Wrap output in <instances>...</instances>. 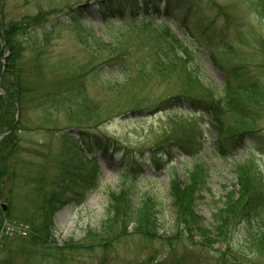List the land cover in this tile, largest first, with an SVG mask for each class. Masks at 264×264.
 I'll return each instance as SVG.
<instances>
[{
  "label": "rangeland",
  "instance_id": "obj_1",
  "mask_svg": "<svg viewBox=\"0 0 264 264\" xmlns=\"http://www.w3.org/2000/svg\"><path fill=\"white\" fill-rule=\"evenodd\" d=\"M86 1L0 0V24H12L15 30L11 34L21 43L20 59L16 61L23 70L21 82L28 91L22 93L23 126L16 152L8 159L0 158V165L8 170L0 186V264H235L228 257L242 254L248 259L241 264H264V257L254 255L238 234L239 223L248 219L240 221L237 211L248 193L241 188L236 172V167H250L252 185L264 188V101L260 104L241 94L247 108L241 111H247L246 118L251 123L245 122L241 112L225 118L224 134L245 128L257 131L258 135L247 136L245 144L253 160L238 151L224 157L216 155L211 145L216 136L206 129L200 113L192 112L180 102L171 106L160 103L183 87H189V82L181 84L176 79L162 80L151 75L141 81L133 69L142 58L150 67L157 53L153 46L158 45V32L151 26L133 25L124 35L117 32L116 36L134 54L127 61L133 67L131 78L118 86L117 93L93 81L94 70L112 55L107 48L88 51L78 23L60 21L68 12L67 7ZM192 2L198 5L190 10H160V15L155 16L171 24L175 20L184 34L189 30L191 38L186 37L200 53L197 63L192 61V64L201 82L219 90L229 71L240 66L245 69V79L256 83L258 95L264 99V20L258 15L259 1ZM136 13L140 15L141 10L138 8ZM80 17L81 24L89 26L88 35H97L96 8L90 7L89 13ZM103 41L110 42L106 38ZM34 42L39 46L40 55L33 52ZM12 56L0 35L2 71ZM59 62H65L66 66L70 63L87 66L78 78L68 79ZM41 64L47 65L42 69ZM71 82L80 83L91 102V113H87L90 120L85 124L87 132L116 141L117 152L94 151L93 159L91 153L72 146L64 157H55L62 149L63 139L59 135L66 129L73 128L70 134L81 148L76 129L70 123L78 114L54 111L56 121L44 123L40 106L46 104L47 96L63 93L67 86H72ZM193 86L196 94L208 93L199 84L193 83ZM112 97L116 101L112 102ZM139 102L143 104L135 108ZM130 109H134L133 113ZM13 111L12 117L20 121L18 108ZM96 122L99 125H94ZM68 142L71 144V140ZM178 142L185 143L187 150L180 148ZM125 149L136 166H124ZM196 153L207 167V177L202 189L195 193L197 218L189 221L184 215L176 216L169 191L173 180L179 188L189 182L190 162ZM124 168L125 173L136 179L133 185L120 176ZM96 171L100 176L98 186L87 191L83 201L76 204V195L90 188V178ZM62 172L72 173L77 187L72 188L66 203L54 210L52 228L46 237L36 230L43 223L41 194L58 186ZM126 188L137 207L143 204L139 213L142 223L149 224L125 225L128 213L125 202L119 203V216L113 218L112 212L116 209L111 204V193L124 195ZM217 219L229 233L227 245L213 242ZM151 221H155L154 226L150 225ZM184 221L198 223L199 231L193 229L188 233L183 228ZM203 237L208 239L207 245L202 243Z\"/></svg>",
  "mask_w": 264,
  "mask_h": 264
},
{
  "label": "trees",
  "instance_id": "obj_2",
  "mask_svg": "<svg viewBox=\"0 0 264 264\" xmlns=\"http://www.w3.org/2000/svg\"><path fill=\"white\" fill-rule=\"evenodd\" d=\"M258 1V15L264 20V0ZM197 5L198 4L192 2V0H87L85 3L80 2L67 7L68 12L61 17L60 21H69L70 23L75 24L78 23V27L83 31L82 34L84 36L82 40L88 51L92 52L91 48L96 52L99 47L107 48L109 51L108 54L112 55L109 59H103V64L99 65V68L95 69L92 74L93 81L99 86L112 91L113 93H117L119 91L118 86L125 85V82L131 78L130 72L133 67V69L137 71L141 81L151 75L154 78L162 80L168 78L176 79V81L181 84L189 82V87L192 89L189 87H183L180 91L173 93L163 101H160V103L171 106L174 105V102H180L184 106H189V108L193 110L192 112L200 113L206 129L213 132L216 136V139L211 143L212 149L216 155L224 157L227 153L233 154L238 151L240 155L245 154L248 156V159L253 160L245 144L247 143V136L256 134L257 131L245 128L237 130V132L224 134V125L226 115L231 114L232 116H236L237 114H240V112L242 118L246 119L245 122H247V124L251 123L250 118H246L247 111H241L246 107L243 105V99L240 95H246L249 97L248 99L254 100L260 104L263 103L264 99L259 97V90L256 83L252 81L248 82V80H251L250 78L245 79L243 73L245 72V69L240 66L229 71L228 78L223 87L219 90L202 83L196 67L192 64V61L196 62L195 60L198 59V54L200 55V53L191 45V41L186 37L187 35L191 38V35L189 36V30H186L187 33L185 32L184 34L179 30L175 20H173V24H171V22L166 19H158L154 17L155 14H159L160 10H178L180 8L190 10ZM92 6L96 8L99 16L96 21L98 24V29L96 31L97 35H94L93 33L88 35L90 30L88 29L89 26L85 27V25L81 24L83 20L80 16L83 13H89L90 7ZM138 8L141 10L140 15L136 13ZM148 13L154 15L150 16ZM87 22L89 21L87 20ZM141 24L151 26L152 29H155L158 32V45L153 46V49H155L157 53L154 55L150 67L145 64V58L140 59L136 65L134 64L133 67H130L127 61H129L128 58L133 57L134 54L123 45L121 42L122 39L116 35L119 31L124 35L133 25L140 26ZM14 30L12 24H9L8 26L0 24V35H2L5 45L11 49L13 54L12 60H10L11 62L6 65L5 69L2 71V68H0V88L4 92L3 95L0 94V133L7 132V134L0 140V158L2 159H8L16 152L15 149L19 142V132H21L23 126V122L21 121L23 115V113H21V100L22 96L28 92L21 82L23 70L21 67H18V61H16L20 59L19 54L21 43L14 39V34H11ZM103 38L110 40V42L105 43ZM32 49L34 54L40 55L39 46L36 42L32 44ZM65 62L63 63L65 64ZM59 63L58 66H64L65 75H67L68 79H75L77 76L79 77L87 66L86 63L79 65H76V63H70L71 65L68 66L64 65L62 62ZM46 65L47 64H41L40 67L43 69ZM191 82L206 88L208 93L201 94L198 92L196 94L193 90V83ZM71 83L72 86H67L63 93H55L47 96L48 101H46V104L40 106L43 110L41 120H43L44 123L56 121L53 118L54 111L61 110L63 113L69 115L78 114L77 119L70 123H72L73 127L76 129L78 135L76 138L80 143L81 148L78 147L76 139L72 137L70 132L61 131L59 137L63 139L62 149L60 150V153L55 155V157H64L65 153H68V150L71 149L72 146L78 150L82 149L91 153L93 159H95L94 151L109 153L117 152L119 146L116 141L97 133L89 134L87 132L88 127L85 124L90 120V118L87 117V113H91V102L88 99L89 97L85 88H83L80 83ZM116 99L117 98L112 97V102L114 100L116 101ZM141 104L143 103L139 102L135 108H139ZM17 108L20 112V121L18 119L15 121L12 117L13 110ZM183 110L187 111L188 109ZM133 111L134 109H130L129 112L133 113ZM99 123L100 122H96L94 125L97 126ZM58 131L60 130L57 129V133ZM192 135H195L193 131ZM70 140L71 144L68 142ZM178 144L180 148L185 151L187 150L185 143L178 142ZM127 152L128 150L126 151L125 149V154L122 157L124 166H136L129 159L131 155H127ZM165 154L166 153L164 152L161 155L164 156ZM190 164L189 182H187L184 187L179 188L176 185V181L173 180L169 192L176 216L181 218L182 215H184L185 219L187 218L189 221H192V218H197L194 214L195 201L197 198L195 193L198 192L200 188L202 189L206 183L207 167L200 160L197 153L191 158ZM249 169L250 167L248 166L236 167L241 188L248 193L247 200H245L237 211L241 217L240 221L245 217L248 219L245 223H239L238 234H241V237L245 239L247 246L251 249V252L254 255L264 257V188H262L261 185H257V187L252 185V177L249 175ZM7 171L6 167L0 165V186L4 184L3 178L6 176ZM62 173H60L58 186H54L48 191L45 190L41 194V198L43 199V205L41 206V209L43 210V223L36 230L44 233V236L46 237L49 236L52 228L51 215L54 210L58 208V205L65 204L70 198L69 193L72 191V188L77 187L76 179L73 177L72 173ZM120 176L126 181V183H130V185H133L136 182V179L125 173V168ZM90 179V188L84 192L82 191L81 194L76 195L77 199L74 200L76 204L83 201V197L87 191L95 189L98 186L100 180L98 171H96ZM126 189L127 190L123 191L124 195H116L114 192L111 193V204L112 207L116 209L112 212L113 218L114 216H116V218L119 216V212L117 211L119 203L125 202V207L128 210V213L125 216L127 219L126 223H124L125 225L131 224V222H134L136 227L149 224L142 223L143 219L139 210L143 208V204L137 207L133 201L131 193H129V189ZM230 202L232 203V200ZM228 206L231 208V205ZM217 221L218 223L214 224L215 228L213 229V232L216 234L213 242H224L227 245L229 233L224 231L223 223H221L219 219H217ZM153 222L154 223L151 221V226L155 225V221ZM191 224L195 225V227L192 228ZM182 225L188 233H192L193 229L195 231H199L200 229L198 223H187L184 221ZM226 227H228V225H226ZM34 238L38 240V237ZM208 242V239L203 237L202 243L207 245ZM228 259L235 264H241L243 263V260L248 259V256L245 254L239 256L232 255L229 256Z\"/></svg>",
  "mask_w": 264,
  "mask_h": 264
},
{
  "label": "water",
  "instance_id": "obj_3",
  "mask_svg": "<svg viewBox=\"0 0 264 264\" xmlns=\"http://www.w3.org/2000/svg\"><path fill=\"white\" fill-rule=\"evenodd\" d=\"M5 133L0 134V138L4 136ZM3 208H5V206L3 205Z\"/></svg>",
  "mask_w": 264,
  "mask_h": 264
}]
</instances>
